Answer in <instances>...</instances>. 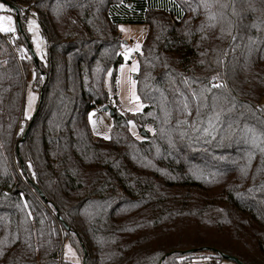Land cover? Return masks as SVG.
Wrapping results in <instances>:
<instances>
[{
    "label": "trees",
    "instance_id": "16d2710c",
    "mask_svg": "<svg viewBox=\"0 0 264 264\" xmlns=\"http://www.w3.org/2000/svg\"><path fill=\"white\" fill-rule=\"evenodd\" d=\"M4 1L22 30L34 13L44 52L36 66L24 33L16 54L0 33V264H61L65 239L86 264H225L221 253L264 264V0ZM121 23L147 26L134 76L144 107L129 115L104 88L122 62ZM31 63L43 79L36 114L13 145ZM217 83L207 102L235 104L231 140L227 120L215 139L177 125L176 102L189 98L190 124L191 91ZM106 105L115 124L97 140L87 113ZM130 119L153 133L134 138Z\"/></svg>",
    "mask_w": 264,
    "mask_h": 264
},
{
    "label": "rangeland",
    "instance_id": "374dc122",
    "mask_svg": "<svg viewBox=\"0 0 264 264\" xmlns=\"http://www.w3.org/2000/svg\"><path fill=\"white\" fill-rule=\"evenodd\" d=\"M0 4L5 6L6 10H0V15H9L13 17L15 33L14 36L16 38L19 37V32L17 31L16 26V15L14 11L2 0H0ZM34 22L32 25V31H29V22ZM117 29L122 40L120 54L122 56V62L115 69V79L112 80L113 69L110 68L104 78V88L108 93L109 104L116 107L120 114L129 115L136 114L142 110L144 104L140 101H136L132 99V84L131 81H135V74L137 71L132 72L131 68L133 65L138 69V53L141 52V45L146 35L147 26L146 24H118ZM23 33L26 35L27 41L31 46L35 56L38 60L42 59V55L44 52V39L41 34V30L37 19L32 11H30L27 16L23 19ZM6 34V33H1ZM35 38V43L33 42ZM37 44H39V49H37ZM139 45V48L136 46ZM21 50L25 57H28L29 54L24 45H21ZM128 52V58L125 59L124 53ZM121 65H124L123 70H121ZM35 79V80H33ZM43 79L40 78L36 80V75L34 78V66L32 63L30 64V69L28 73L24 77V85H23V108H22V116L19 119V124L16 129V133L14 136V144L19 141V133L23 134L25 126L28 124L30 117L34 114L36 102L39 95V90L41 87ZM119 81V83H117ZM136 93V87L134 89ZM33 97L31 103L29 104V96ZM138 96V95H137ZM138 104L142 105L139 107ZM97 108H100L101 111L98 112ZM102 106L94 107L89 110L87 113V122L89 125L90 132L92 136L97 140H108L111 135V130L115 124L114 117L110 115L108 111L102 109ZM89 113H94L92 119L95 121V130L93 128V124L89 122ZM24 125L22 129L21 126ZM128 130L132 134V136L136 139H142L145 137L143 133H153L152 126H145L144 129H141L133 120L128 121ZM108 137V138H105ZM2 148V146H0ZM14 148V147H13ZM61 264H83V257L81 253L72 246V244L67 240H63L61 243ZM206 256V255H205ZM198 261L206 262L208 261V257L199 259ZM225 264H237L232 260H225Z\"/></svg>",
    "mask_w": 264,
    "mask_h": 264
},
{
    "label": "snow or ice",
    "instance_id": "6c2138e0",
    "mask_svg": "<svg viewBox=\"0 0 264 264\" xmlns=\"http://www.w3.org/2000/svg\"><path fill=\"white\" fill-rule=\"evenodd\" d=\"M206 8L209 7L207 3L204 5ZM221 7H227V5L221 4ZM0 10H6L5 6L3 4H0ZM223 15V13L221 14ZM214 19V17H213ZM34 22H29V31L31 32L32 25ZM16 29L14 26V20L12 16L9 15H0V33H15ZM223 31V29H222ZM35 43V38L33 40ZM139 48V45L136 46ZM37 49H39V44H37ZM125 59L128 58V52L126 51L124 54ZM124 65H121V70H123ZM132 72L137 71V68L135 65L131 68ZM213 80L218 79V77H213ZM119 83V81H117ZM135 81L132 80V99L139 101V97L135 94ZM187 84V81H185ZM221 89V88H226V85L223 84H213L212 88H201L200 91L197 93L195 90L191 91V99L197 101L196 106H195V113H196V118L192 120V122L189 124V121L187 117L192 116V111L190 110V100L188 97H184L182 100H179L176 102V112L179 113L181 116H183V119H177V125H188V127L191 128L193 132L201 131L205 136H212L213 139H215V134L217 133L218 128L221 127V125L224 123L225 120H227V126L223 128L224 135L221 136V139H229L231 140L233 138L234 133L236 132V128H234V124H236V121L232 119L231 113L235 107V104L232 103L231 107H228L225 109L221 104L220 101L223 100L225 103H229L227 96L224 95H217L213 94L211 98V104H208V97L206 93L212 92V89ZM33 97L31 95L29 96V104L31 103V100ZM234 100V98H233ZM139 107H142V105L138 104V109ZM204 108H210L211 109V114L208 116L207 120V126L200 128V123H202L201 117L203 115L202 109ZM94 113H89V122L93 124V128L95 130V121H93ZM171 116L170 111H165V123H168L169 120L168 118ZM167 131L166 129H161V132L164 133ZM249 131H252L251 129H248L245 127L244 129H240L241 134L245 137V142H248L247 140V133ZM186 133L181 132L180 136L181 138L184 137ZM108 138V137H105ZM199 139V137H197ZM251 143L255 144L256 143V138L253 137L251 140ZM262 152H264V149H261Z\"/></svg>",
    "mask_w": 264,
    "mask_h": 264
},
{
    "label": "water",
    "instance_id": "95a60500",
    "mask_svg": "<svg viewBox=\"0 0 264 264\" xmlns=\"http://www.w3.org/2000/svg\"><path fill=\"white\" fill-rule=\"evenodd\" d=\"M2 1H3L4 3H6V4H7V5H8V6L14 11V13H15V15H16V25H17V29H18L20 32L23 33L22 26H21V19H20L19 8L16 7V6H13V5H11V4H9L8 2H6V1H4V0H2ZM25 39H26V43H27L28 51H29V53H30V55H31V57H32V59H33L35 65L37 66V64H38V59H37V57L35 56V54H34L32 48H31V46L29 45V43H28L26 37H25ZM41 98H42V93H41V95H40V100H41ZM102 109L105 110V111H108V112L110 113V115H112V116L114 115V110H113L112 108H110L108 105L103 106ZM35 114H36V111H35L34 114L31 116V119H30V121H29V124H28V126H27V129H26V130L23 132V134L21 135L19 141H23V140L25 139V136H26L27 130L29 129V127H30V125H31V123H32V121H33V119H34ZM117 117L119 118L120 115H117ZM143 135H146V134L143 133ZM39 194L42 196V193H39ZM58 219H59V221L62 222V224L64 225L65 229H66V230H69V226H68L66 223L63 222V220H62V218H61L60 216H58ZM81 245H82V244H81ZM82 249H83V264H86V263H85V258H86V256H87V253H86V250H85V248H84L83 245H82ZM190 251H193V249H191ZM220 255H221L224 259L232 260V261H234V262L237 263V264H244V263H242L238 258H236V257H234V256H230V255H228V254H223V253H221ZM162 260H163V259H162Z\"/></svg>",
    "mask_w": 264,
    "mask_h": 264
},
{
    "label": "built area",
    "instance_id": "2783aa9c",
    "mask_svg": "<svg viewBox=\"0 0 264 264\" xmlns=\"http://www.w3.org/2000/svg\"><path fill=\"white\" fill-rule=\"evenodd\" d=\"M3 37H4L7 45L12 48L13 52L15 54L18 53V48H14V43H15V36H14V34L13 33H7V34H4ZM97 111L100 112L101 109L98 108ZM21 128L23 129L24 128V125H22ZM21 135L22 134L19 133V137H21Z\"/></svg>",
    "mask_w": 264,
    "mask_h": 264
}]
</instances>
